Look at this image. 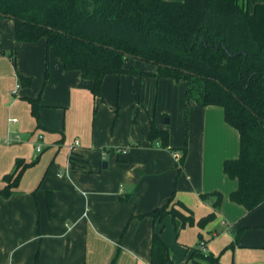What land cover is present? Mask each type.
Returning <instances> with one entry per match:
<instances>
[{"label":"crops","instance_id":"obj_1","mask_svg":"<svg viewBox=\"0 0 264 264\" xmlns=\"http://www.w3.org/2000/svg\"><path fill=\"white\" fill-rule=\"evenodd\" d=\"M256 2L264 4L249 7ZM130 66L147 74L110 73L96 95L45 38L17 41L14 20L0 17V189L18 159L30 163L10 197L0 196V264H150L155 232L172 264L203 242L218 264H264L263 233L249 241L264 230V204L249 212L230 199L238 181L223 165L239 156L240 137L224 108L187 104L184 81L158 78L141 60ZM151 122L169 132L167 147L149 139ZM216 191L218 209L216 195L204 197ZM167 204L173 212L163 220L149 214Z\"/></svg>","mask_w":264,"mask_h":264},{"label":"trees","instance_id":"obj_2","mask_svg":"<svg viewBox=\"0 0 264 264\" xmlns=\"http://www.w3.org/2000/svg\"><path fill=\"white\" fill-rule=\"evenodd\" d=\"M0 17L14 20L17 41L45 38L67 71L78 70L93 81L96 95L110 73L147 74L127 67L135 59L155 65L158 78L185 81L187 104L222 106L225 121L240 137L239 156L223 165L225 174L238 181L230 199L249 212L264 204V4L256 2L251 9L249 0H0ZM30 102L37 114L40 99ZM149 139L167 147L169 132L151 122ZM186 152L187 146L181 163ZM28 166L16 161L0 196L10 197ZM213 195L218 209L223 195L216 191L204 197ZM172 212L167 204L149 214L163 220ZM215 218L210 213L198 225L205 227ZM187 222L195 221L185 217ZM219 260L199 246L182 264ZM150 264H172L159 232L153 234Z\"/></svg>","mask_w":264,"mask_h":264},{"label":"rangeland","instance_id":"obj_3","mask_svg":"<svg viewBox=\"0 0 264 264\" xmlns=\"http://www.w3.org/2000/svg\"><path fill=\"white\" fill-rule=\"evenodd\" d=\"M143 63H145V62H143ZM185 82V81H184ZM181 83V82H180ZM179 83V84H180ZM183 83V82H182ZM239 143H240V139H239ZM239 154H240V144H239ZM258 211H260L259 213H261L263 216H264V207H262L261 209H259ZM243 222H244V220H242V222H241V225L237 228V231H239V230H243L244 231V228L242 227V226H244V224H243ZM245 230H247V229H245ZM247 231H249V230H247ZM254 231H256V232H254V234L253 235H251L250 236V238H249V241L250 242H252V241H258V235H260L261 233H263V236H264V230L263 229H255ZM245 232V231H244ZM248 233H250V232H248ZM243 236H244V234L243 235H241V237H240V240H242L243 239ZM200 250L202 251V249L200 248ZM203 253H208V251H206V252H203Z\"/></svg>","mask_w":264,"mask_h":264},{"label":"built area","instance_id":"obj_4","mask_svg":"<svg viewBox=\"0 0 264 264\" xmlns=\"http://www.w3.org/2000/svg\"><path fill=\"white\" fill-rule=\"evenodd\" d=\"M12 121L15 122V121H17V119H13ZM79 144H80L79 141H75L74 144H73V146H72V148H71V150L73 151V150H74ZM38 151H39V152L41 151V148H40V147H38ZM118 151H119V152H123V151H125V149H123V148H119ZM62 173H63V172H61V173H59V174H62ZM224 224H225V223H224ZM200 248L202 249V252H206V248H205V243H204V242L201 243Z\"/></svg>","mask_w":264,"mask_h":264},{"label":"water","instance_id":"obj_5","mask_svg":"<svg viewBox=\"0 0 264 264\" xmlns=\"http://www.w3.org/2000/svg\"><path fill=\"white\" fill-rule=\"evenodd\" d=\"M166 121H169V119H166ZM104 166H107V162H104Z\"/></svg>","mask_w":264,"mask_h":264}]
</instances>
